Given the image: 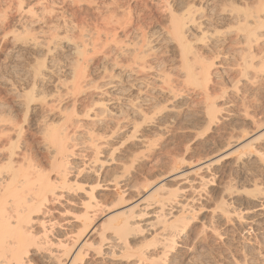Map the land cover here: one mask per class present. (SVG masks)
Instances as JSON below:
<instances>
[{
	"label": "bare ground",
	"instance_id": "obj_1",
	"mask_svg": "<svg viewBox=\"0 0 264 264\" xmlns=\"http://www.w3.org/2000/svg\"><path fill=\"white\" fill-rule=\"evenodd\" d=\"M122 1L0 0V264H264V0Z\"/></svg>",
	"mask_w": 264,
	"mask_h": 264
},
{
	"label": "rangeland",
	"instance_id": "obj_2",
	"mask_svg": "<svg viewBox=\"0 0 264 264\" xmlns=\"http://www.w3.org/2000/svg\"><path fill=\"white\" fill-rule=\"evenodd\" d=\"M101 1L102 0H94V2H92V3H89V4H81L80 6H78V5H71L69 2H67L66 4L65 3H63V4H58V5H56V7H59L58 9H62L63 10V8H65L64 9V11L66 12V14H69L70 15V17L72 16L71 14H73L74 15V13L75 14H85V15H87L88 16V18L90 19V21H91V19L92 20H95L96 19V17H98V18H101L102 16V13H101V11L103 10V7L101 6ZM129 1V2H128ZM123 0L122 2L124 3V4H126L127 5V7H128V5H130L131 7H132V11H131V13H132V17L131 18H133V19H131V23H129L130 25H128V27L123 31V32H125L128 28H131L132 27V29L133 28H138L140 31H143V30H145V27L147 28L146 30H149V29H152L153 27H155L156 25H158V24H160V23H162V21L163 22H165L164 21V19L166 20V16H167V14H166V11H161V10H164L163 8H161V6H162V4L161 3H159L160 1L159 0H143L144 2H142V1H140V2H142L141 4H140V2H139V0H138V2L137 1H134V0H132V1H130V0ZM152 1V2H151ZM128 3H130V4H128ZM147 4V5H145V4ZM152 5H151V4ZM155 3V4H154ZM69 4V5H68ZM143 4V5H142ZM150 4V5H149ZM126 5L124 6L125 8H126V10H127V7H126ZM145 5V6H144ZM61 6V7H60ZM140 6V7H139ZM146 6H148V7H146ZM80 7H82V9L80 8ZM101 7V8H100ZM146 7V8H145ZM151 7V8H150ZM124 8V9H125ZM154 8V9H153ZM101 9V10H100ZM123 9V10H124ZM148 9V10H147ZM153 9V10H152ZM86 10H87V12H86ZM144 12H143V11ZM152 10V11H151ZM160 10V11H159ZM125 11V10H124ZM138 12H140V13H138ZM156 12H157V14H156ZM87 13V14H86ZM89 13V14H88ZM143 13V14H142ZM121 15H123V14H121ZM149 15V16H148ZM125 16V15H124ZM123 16V17H124ZM126 16H127V14H126ZM125 16V17H126ZM135 16V17H134ZM143 16V17H142ZM165 16V18H163ZM69 17V16H68ZM92 17V18H91ZM125 17H124V19H125ZM129 16H127L126 18L128 19V18H130ZM150 17V18H149ZM94 18V19H93ZM160 18V19H159ZM123 19V18H122ZM139 19V20H138ZM157 21H155V20ZM126 20V19H125ZM129 20V19H128ZM127 20V21H128ZM146 20V21H145ZM148 20V21H147ZM159 20V21H158ZM162 20V21H161ZM150 21V22H149ZM155 21V22H154ZM136 22V23H135ZM146 22V23H145ZM159 22V23H158ZM136 24V25H135ZM144 29H143V28ZM172 50V51H171ZM173 50H174V48L172 49V47L171 48H169V52H168V56H171V55H173L174 54V52H173ZM2 53V54H1ZM0 53V65H2V64H5V63H7V61L4 59L3 60V58L5 57L4 56V54H3V52H1ZM26 59H28V60H26L27 62H30V61H32V59L31 58H26ZM25 61V62H26ZM8 69V66H2L1 67V70H0V73H5L6 72V70ZM7 75H9V77H12V79L14 80L15 78H13V76H12V74L10 75L9 73H6ZM1 88L3 87V90L4 89H6L5 87H6V85L4 86V84H3V86H2V84H1V86H0ZM1 88H0V90H1ZM2 90V91H3ZM4 95H6V91L4 90V93L2 92V96H3V98L5 97ZM7 96H10V95H8V92H7V95H6V97H5V99H11L10 97H8L7 98ZM15 102L13 101V104H14ZM15 106H16V103H15ZM14 106V107H15ZM15 109H17V107H15ZM203 217V215H200V216H198V217H196V219H195V221L196 222H194L193 223V229H195V227L196 228H198L197 230H199V227H200V220H201V218ZM193 232V231H192ZM223 232H224V228H223ZM195 232H193V234H194ZM251 234V235H250ZM235 235H236V239H235V243L234 244H236V243H240V245H241V243L242 242H247L248 240H249V238H254V234H253V232H247V231H245V232H237V233H235ZM224 238V237H223ZM227 238H230V234H228L227 235V237H225L223 240H225V241H227L228 239ZM199 239V240H198ZM201 239V240H200ZM193 240V239H192ZM198 240V241H197ZM195 242H194V246H196V247H198V249L201 251H203V252H208L210 249L209 248H213L215 251H216V249H219L220 250V248H222L224 245H225V243H221V241H220V243H217V244H215V243H213V242H210L209 241V244H207V243H203L202 241V238H201V236L198 238L197 237V239H195L194 240ZM196 243V244H195ZM202 243V244H201ZM211 245V246H210ZM237 245V244H236ZM208 248V249H207ZM216 248V249H215ZM208 250V251H207ZM216 251V252H220V251ZM201 251V252H202ZM237 251V250H236ZM195 254H198V253H195ZM235 256L236 257H241L242 255H241V253L240 252H235ZM250 257H251V255H250ZM112 264V263H111ZM114 264H126V263H124V262H114Z\"/></svg>",
	"mask_w": 264,
	"mask_h": 264
}]
</instances>
